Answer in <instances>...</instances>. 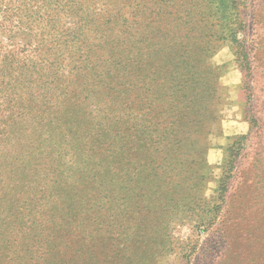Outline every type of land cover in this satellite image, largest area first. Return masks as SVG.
Listing matches in <instances>:
<instances>
[{
  "label": "trees",
  "instance_id": "trees-1",
  "mask_svg": "<svg viewBox=\"0 0 264 264\" xmlns=\"http://www.w3.org/2000/svg\"><path fill=\"white\" fill-rule=\"evenodd\" d=\"M227 3L0 0V264L149 251L174 201L157 172L190 171L217 120L211 59L227 42L247 65Z\"/></svg>",
  "mask_w": 264,
  "mask_h": 264
},
{
  "label": "rangeland",
  "instance_id": "rangeland-1",
  "mask_svg": "<svg viewBox=\"0 0 264 264\" xmlns=\"http://www.w3.org/2000/svg\"><path fill=\"white\" fill-rule=\"evenodd\" d=\"M208 1L225 12L228 0ZM236 11L246 25L238 35L246 68L227 42L211 59L221 72L217 120L199 138L190 171L157 172L160 189L174 193L173 208L135 264H264V0H246Z\"/></svg>",
  "mask_w": 264,
  "mask_h": 264
}]
</instances>
